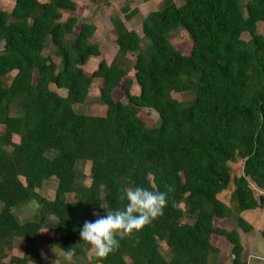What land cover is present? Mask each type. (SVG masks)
I'll use <instances>...</instances> for the list:
<instances>
[{"label":"trees","instance_id":"1","mask_svg":"<svg viewBox=\"0 0 264 264\" xmlns=\"http://www.w3.org/2000/svg\"><path fill=\"white\" fill-rule=\"evenodd\" d=\"M75 6L13 0L9 11L0 9V264H41L36 234L44 225L58 249L75 248L78 262L90 248L80 230L105 214L101 204L115 210L124 206L122 190L166 186L173 190L163 215L89 264H225L213 237L226 242L229 264H246L237 231L214 220L231 215L216 196L230 180L236 212L264 207V36L257 30L264 0H169L143 17L141 37L112 18L116 51L90 72L84 63L100 53L88 42L95 26L78 20ZM65 10L71 14L63 19ZM121 11L128 20L136 8ZM175 29L190 40L187 52L170 42ZM96 78L103 113H76L72 105ZM188 91L187 101L171 96ZM142 108L156 112V126L144 125ZM77 162H88V182ZM48 179L50 199L36 191ZM25 202L36 213L19 221L13 208ZM235 220L242 231L251 228ZM259 234L264 239V224ZM14 244L20 256L11 254Z\"/></svg>","mask_w":264,"mask_h":264},{"label":"rangeland","instance_id":"2","mask_svg":"<svg viewBox=\"0 0 264 264\" xmlns=\"http://www.w3.org/2000/svg\"><path fill=\"white\" fill-rule=\"evenodd\" d=\"M76 4L72 13L76 15L78 20H84L91 22L95 26V30L88 38V42H96L98 44L100 53L97 56L91 55L88 57L83 65V69L86 72H90L96 67L97 61L102 58L106 62H109L116 51V45L113 41L114 30L111 25L112 18H118L123 23V26L127 30H133L138 36H142L140 30V23L143 17L152 10H160L164 7V4L169 0H73ZM175 5L182 3V0H171ZM246 0H241L245 2ZM13 0H0V9L9 11L12 7ZM126 7L128 10L136 8V12L131 18L125 20L123 18L122 7ZM71 14V11H62V18ZM78 22L75 24L76 29ZM257 30L264 36V22L257 23ZM170 42L175 48L182 52H187L190 47V40L187 38L185 32L182 29H175L168 35ZM58 64V62H57ZM128 76L132 75V70H129ZM10 77V75H9ZM8 78L4 82H7ZM100 84L98 78L94 79L88 89V94L82 103L73 104L72 109L76 113L101 115L104 107L98 100L97 87ZM51 89L56 90L59 94H64V90L56 88L54 85H50ZM138 91L137 86L133 83L130 86V92L136 94ZM115 98H119L122 95L120 88H115L113 92ZM171 96L180 101H187L192 98L191 92H171ZM124 100V98H122ZM137 116L144 122L145 126H156L158 124L157 114L150 108H142L137 111ZM1 129V128H0ZM240 160L238 158L233 159L228 163L230 168V174L236 175L239 170ZM88 162H77L76 168L81 171L84 176L85 182H88ZM54 180H45L41 186L36 189L37 193L47 199H50L53 195ZM232 188V181L230 180L225 189L218 192L216 196L222 200L226 205L231 208V215L227 219L219 218L215 219L214 223L218 226L225 228H234L237 233L240 242L243 245V258L246 264H264V239L260 237L259 229L264 224V207L255 208L251 210H244L236 212L233 209V202L228 199V192ZM34 202H25L17 207L13 208V214L19 221L30 220L35 216L36 208ZM240 216L244 221L248 222L251 228L247 231H242L236 224V217ZM55 233L49 226L44 225L37 231L36 234V246L40 255L41 264H63L62 251L54 245ZM213 241L223 248V253L219 254V258L222 259L225 264H229L227 257L226 242L216 237H213ZM11 254L20 256L22 250L20 246L14 244L11 249ZM93 252L91 249H87L84 258L78 259V262L73 259L74 264H89V260ZM46 257V258H45ZM212 263V261H211ZM32 264V263H28Z\"/></svg>","mask_w":264,"mask_h":264},{"label":"clouds","instance_id":"3","mask_svg":"<svg viewBox=\"0 0 264 264\" xmlns=\"http://www.w3.org/2000/svg\"><path fill=\"white\" fill-rule=\"evenodd\" d=\"M172 190L171 186H166V191H152L145 187L122 190L119 199L124 206L106 211L107 203L101 204L100 208L105 209V214L97 216L94 221L83 223L80 241L90 246L98 260L106 259L119 248L121 240L131 238L134 233L163 215L168 204V194ZM75 255L73 246L62 250L63 264H74Z\"/></svg>","mask_w":264,"mask_h":264}]
</instances>
